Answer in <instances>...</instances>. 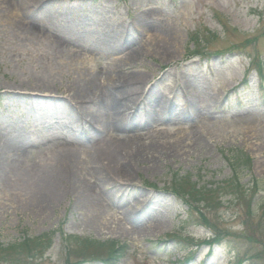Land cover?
I'll list each match as a JSON object with an SVG mask.
<instances>
[{
  "label": "rangeland",
  "instance_id": "374dc122",
  "mask_svg": "<svg viewBox=\"0 0 264 264\" xmlns=\"http://www.w3.org/2000/svg\"><path fill=\"white\" fill-rule=\"evenodd\" d=\"M206 30L217 35L214 55L190 56V38ZM263 33L264 0H0V243L51 235V250L32 264H64L65 235L125 244L119 264H179L184 247L166 237L199 242L209 232L183 228L187 207L164 191L174 173L220 184L233 177L228 158L238 150L252 159L240 184L264 180V85L255 71L242 85L247 56L264 62V36L247 54L216 56ZM118 106L127 107L122 131L112 126ZM150 116L155 125L145 124ZM148 135L154 158L144 154L128 181L97 176L96 167L109 171L103 141ZM122 206L139 223L123 222ZM226 206L222 227L238 233L242 212ZM249 248L231 238L190 264H229Z\"/></svg>",
  "mask_w": 264,
  "mask_h": 264
},
{
  "label": "trees",
  "instance_id": "16d2710c",
  "mask_svg": "<svg viewBox=\"0 0 264 264\" xmlns=\"http://www.w3.org/2000/svg\"><path fill=\"white\" fill-rule=\"evenodd\" d=\"M263 36L264 33L233 45V48L225 53H232L235 50L247 52L248 48L256 47ZM216 39L217 35L208 30L205 31L204 37L200 33H194L191 37V41L195 45L193 54L207 55L209 45ZM251 56L252 69L257 71L261 82L264 83V62L258 55L251 54ZM228 161L234 175L220 184L201 185L200 182H193L190 175L179 176L175 174L170 185L164 190L189 207L187 219L183 222L184 225L186 223L192 227L202 226L212 232L209 241L200 242L197 246L194 245L192 249L210 246V255H213L215 246H221L225 240L240 239L249 243L250 248L244 252L239 250H236L235 253L232 252L230 254L231 264H264V198H258V195L264 190V180L253 179L251 186L240 184L238 170L250 171L252 167L251 157L244 152L231 151ZM223 196L231 197L228 203L222 201ZM226 204H230L233 208L238 207L242 212V230L238 233L222 227L228 222L221 218L222 209L227 207ZM211 214L214 215L212 218L209 216ZM179 241L183 247L184 243L188 242ZM52 244V236L49 234H44L35 239L27 238L19 244L7 247L0 243V264L4 262L32 264L38 258L42 259L52 248ZM255 245L260 247L252 251L251 249ZM67 247L69 250L72 247V252H66L64 264H94L98 262L119 264L128 255V248L125 245H120L118 242H100L89 238L72 237L69 239ZM181 249L184 252L182 254L184 261L180 263L189 264L192 262L196 253H192L189 247Z\"/></svg>",
  "mask_w": 264,
  "mask_h": 264
},
{
  "label": "bare ground",
  "instance_id": "6f19581e",
  "mask_svg": "<svg viewBox=\"0 0 264 264\" xmlns=\"http://www.w3.org/2000/svg\"><path fill=\"white\" fill-rule=\"evenodd\" d=\"M7 5H10V1H7ZM158 102H159V100H158ZM116 108H117V110L115 112V118H114V121L112 123V126L113 127L115 126L116 130L122 131L125 128L124 127L125 123L123 121V113L126 111L127 107H125V109L123 107H121V106H118ZM167 118H170V116H167L166 119ZM145 124H148V125L153 124V125H155L154 118L152 116H150L148 122H146ZM141 126H147V125H139L138 123H134L130 127V129H133V128L137 129V128L141 127ZM144 128H148V127H144ZM153 138H154L153 136L148 135V136H146L144 138L145 141L144 140H140L139 137L132 138L130 140L126 139L125 140L126 144H116V143L110 144V143H108V141H103L104 143L102 145V151L101 152L104 153V155H105L106 159H103V160L107 162L109 171H106L105 169H103L102 166L99 167V169L96 167L97 176L98 177H104L100 173V170H102L108 176H109V174H114V178H117L118 180H121L122 182L123 181H128L129 178L131 177V173H130L131 172L130 171L131 167H133L134 164H136V162H139L144 157V154L146 156H151L150 154H155L154 145L151 143V140ZM110 145H111V147H110ZM115 148L116 149H120L119 150L120 153L118 151L119 156H121L122 152L127 151L128 155H129V158L131 160H127V162H125L124 159H121L118 155L114 154V149ZM163 151H165V147L164 146L162 147V152ZM151 158H154V157L151 156ZM152 160H154V159H152ZM75 166H76V168H75ZM71 168L68 167L69 170L73 171L74 176L77 177L78 179H80L78 176H76V173L79 171L78 168L80 169V167H78L75 164H72ZM67 173H68V171H67ZM58 177H60V175H58ZM53 190L54 191H53V194H52V196L50 198L51 199L50 201L54 204V202H57L60 199L61 194H60V191L56 187H54ZM77 190H79V191L81 190L83 192L84 196L86 194L89 197V194H90L89 191L88 192H87V190L84 191V189L82 187H78ZM85 197H87V196H85ZM122 221L125 222L126 224H129V222L130 223H135V222L139 223V220L137 219V216L133 215V213L131 212L130 208H127L125 206H122ZM101 228H103V227H101ZM130 229L131 230H136L138 232L145 231L143 226H140V227L138 226L137 228L131 226Z\"/></svg>",
  "mask_w": 264,
  "mask_h": 264
}]
</instances>
